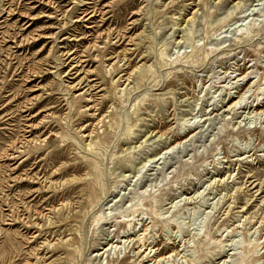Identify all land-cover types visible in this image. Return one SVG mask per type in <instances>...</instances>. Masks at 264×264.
Masks as SVG:
<instances>
[{"label":"rangeland","instance_id":"1","mask_svg":"<svg viewBox=\"0 0 264 264\" xmlns=\"http://www.w3.org/2000/svg\"><path fill=\"white\" fill-rule=\"evenodd\" d=\"M260 110L264 0H0V264H264Z\"/></svg>","mask_w":264,"mask_h":264},{"label":"bare ground","instance_id":"2","mask_svg":"<svg viewBox=\"0 0 264 264\" xmlns=\"http://www.w3.org/2000/svg\"><path fill=\"white\" fill-rule=\"evenodd\" d=\"M66 1V0H65ZM88 1V0H87ZM34 3V2H33ZM54 6V5H53ZM81 9V8H80ZM93 20V19H92ZM91 21V20H90ZM75 62V61H74ZM246 95V94H245ZM244 99H245V97H244V95H242L240 98H239V100H237V101H235V102H233V103H231V105H230V107L231 108H234V107H237L238 105H242V102L244 101ZM234 100V99H233ZM261 111V110H260ZM259 114V116H264V110H262L261 112H259L258 113ZM147 256V255H146ZM149 256V255H148ZM165 257V256H164ZM171 257V256H170ZM162 258V257H161ZM161 260V259H160Z\"/></svg>","mask_w":264,"mask_h":264}]
</instances>
